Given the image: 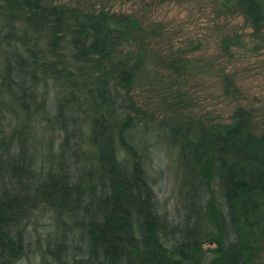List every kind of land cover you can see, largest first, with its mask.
<instances>
[{"label": "trees", "instance_id": "1", "mask_svg": "<svg viewBox=\"0 0 264 264\" xmlns=\"http://www.w3.org/2000/svg\"><path fill=\"white\" fill-rule=\"evenodd\" d=\"M226 1L264 36V0ZM142 34L130 14L0 0V264H203L206 243L209 264H262L264 130L241 107L151 124L134 98Z\"/></svg>", "mask_w": 264, "mask_h": 264}, {"label": "rangeland", "instance_id": "2", "mask_svg": "<svg viewBox=\"0 0 264 264\" xmlns=\"http://www.w3.org/2000/svg\"><path fill=\"white\" fill-rule=\"evenodd\" d=\"M46 1L130 14L139 21L145 56L134 98L151 124L187 119L226 123L241 107L249 112L254 131L264 130V36L254 31L236 4L226 0ZM170 139L175 145L173 135ZM156 151L151 162L159 175L157 192L173 212L175 164L164 145ZM212 246L205 244L203 264H209ZM261 256L264 264V250Z\"/></svg>", "mask_w": 264, "mask_h": 264}]
</instances>
